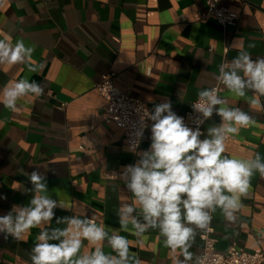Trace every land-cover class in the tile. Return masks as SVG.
I'll return each mask as SVG.
<instances>
[{
    "label": "crops",
    "instance_id": "obj_1",
    "mask_svg": "<svg viewBox=\"0 0 264 264\" xmlns=\"http://www.w3.org/2000/svg\"><path fill=\"white\" fill-rule=\"evenodd\" d=\"M221 0L238 13L235 27L223 31L212 18L196 21L206 9V0H0V39L15 44L23 40L34 48L32 60L42 63L39 72L27 64L0 65V101L3 89L20 79L35 81L44 88L37 97L29 94L17 101L15 111L0 103V216L13 205L26 206L33 196L32 185L23 173L39 170L47 177L48 195L68 206L55 209L56 217L77 215L92 218L107 230L127 237L130 252L141 264H196L201 248L197 230L185 260L179 250L165 247L157 230L142 237L120 231L117 211L133 203L120 175L134 164L138 153L150 147V128L137 152L121 142V131L102 121L105 100L94 90L111 72L120 75L116 86L147 103L170 101L172 110L183 115L191 110L198 93L217 81L219 68L230 63L241 49L252 57H264V0ZM253 45V47H249ZM225 87L224 107H239L254 123L242 127L225 143L224 155L264 158V103L249 105ZM220 123L213 115L203 127ZM87 138L89 152L78 148ZM203 138V137H202ZM19 182L21 190L13 187ZM234 219L220 209L212 213L216 250L225 251L233 242L251 252H264V177L256 172L246 196L241 197ZM66 227L55 219L31 229L23 240L0 234V264H31L30 253L43 228ZM104 251L111 249L104 244ZM94 250L84 241L82 253ZM114 254V253H113Z\"/></svg>",
    "mask_w": 264,
    "mask_h": 264
},
{
    "label": "clouds",
    "instance_id": "obj_2",
    "mask_svg": "<svg viewBox=\"0 0 264 264\" xmlns=\"http://www.w3.org/2000/svg\"><path fill=\"white\" fill-rule=\"evenodd\" d=\"M33 52L34 48L26 46L23 40L13 45L0 39V65L27 64L29 72H39L44 65L32 60ZM216 79L238 97L251 92L249 105H260V97H264V57L254 59L241 49L230 63L220 66ZM43 93L44 88L37 82L20 79L3 89L0 103L15 111L22 97L29 94L39 97ZM223 104L225 101L215 88L201 90L198 102L192 105L199 114L196 128L189 127L172 110L170 101L155 105L152 111L143 109L140 128L134 133L136 142L130 150L138 147L144 129L148 128L147 121L152 122L151 143L120 174L134 197L133 203H124L117 211L120 231H129L131 225L133 234L142 237L149 230H157L164 246L173 252L179 250L187 261L193 258L189 251L191 242L198 229L208 227L211 213L220 209L226 219H234L253 175L259 172L264 177V158L259 153L247 160L224 155L229 136L238 135L240 128L253 124L254 120L243 109ZM214 114L220 117V123L209 127L205 136L200 125ZM23 174L32 188L23 187L22 191H30L33 196L26 206L13 205L7 214L0 216V234L4 239L23 240L31 229L54 219L56 224L66 225L41 229L31 249V264H141L130 252L127 237L117 230L109 231L88 217H56L55 209L68 210V206L48 195L46 175L39 170ZM13 189L21 190L19 182ZM84 241L93 245L94 250L82 253ZM104 244L111 253L104 251Z\"/></svg>",
    "mask_w": 264,
    "mask_h": 264
},
{
    "label": "built area",
    "instance_id": "obj_3",
    "mask_svg": "<svg viewBox=\"0 0 264 264\" xmlns=\"http://www.w3.org/2000/svg\"><path fill=\"white\" fill-rule=\"evenodd\" d=\"M243 4V0H236ZM206 18H212L221 27L223 31L230 27H235L239 20V14L228 10L221 4V0H206V9L203 13L196 16V21H201ZM120 80V75L111 72L95 85L94 90L105 100V106L102 113V121L106 124H114L121 131V142L129 150L136 142L134 133L140 128L139 118L142 115L143 109L149 110L148 104L133 97L130 92L122 91L116 83ZM217 90L218 96L221 98L224 86L217 80L211 87ZM264 103V97H262ZM198 99L193 104L197 103ZM184 118L185 123L196 128V120L199 116L193 108L190 111L179 115ZM207 121L200 125V130L203 132V127ZM151 121H147L148 128L144 129V133L151 127ZM143 138V137H142ZM142 138L139 141L137 152L140 148ZM231 136L226 140L228 143ZM81 152H89L90 147L87 145V138L82 137L78 146ZM120 175L106 174L108 180L115 179ZM121 177V176H120ZM212 218V213H211ZM201 248L196 260V264H264V252L256 249L248 252L237 243L233 242L229 247L219 252L216 250L217 240L214 237V231L211 225V220L208 227L199 237Z\"/></svg>",
    "mask_w": 264,
    "mask_h": 264
}]
</instances>
